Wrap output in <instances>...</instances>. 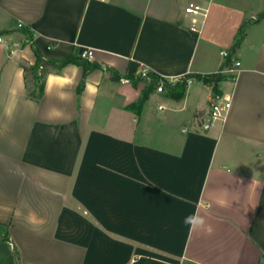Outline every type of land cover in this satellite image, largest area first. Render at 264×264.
<instances>
[{
    "label": "crops",
    "instance_id": "1",
    "mask_svg": "<svg viewBox=\"0 0 264 264\" xmlns=\"http://www.w3.org/2000/svg\"><path fill=\"white\" fill-rule=\"evenodd\" d=\"M191 2L205 8L195 31ZM262 11L264 0H0V264H264ZM33 46L53 60L90 49L99 67L80 91V64L48 67L35 101L22 67ZM222 49L239 71L213 88L196 75L227 65ZM143 69L195 76L176 97L148 76L132 83ZM213 89L231 93L224 118L209 117ZM53 106L64 118L48 119ZM197 204L212 205V235L182 222Z\"/></svg>",
    "mask_w": 264,
    "mask_h": 264
},
{
    "label": "trees",
    "instance_id": "2",
    "mask_svg": "<svg viewBox=\"0 0 264 264\" xmlns=\"http://www.w3.org/2000/svg\"><path fill=\"white\" fill-rule=\"evenodd\" d=\"M258 19L264 18V11H262L258 17ZM243 36V27H240L237 34H236V39H235V45H237ZM28 38H32L31 35H29ZM33 50L36 55L35 62L31 65L27 63H22L23 67V72H24V79H25V87L27 91V96L35 101H38L42 95H43V85H44V78L47 73L48 67H56L60 68L62 65L67 64V63H77L80 64L83 68L82 76L79 81L77 91H80L84 81H85V76L86 74L92 70L93 68L99 67V64L96 62H92L81 55H77L74 53L69 54L63 59H44L38 50L33 46ZM227 64H229V59L226 58L225 61ZM42 66L39 68V66ZM224 66V65H223ZM220 67L219 70H217L214 73L210 74H204V75H196L197 77H200L204 82L210 83L213 88L215 87V84L218 80L223 79L226 77L224 73H222L220 70L223 68ZM147 76L150 78V80H154L156 82H162L164 89L167 92H170L174 96H181L185 86H186V78L195 76L193 74H188L185 75L184 77L178 79L176 82L171 83L168 80L164 79L160 75L153 73V72H148ZM129 78L132 80V83H135L137 80L143 78V76L139 75H129ZM212 94L215 95L214 89L212 90ZM212 95V96H213Z\"/></svg>",
    "mask_w": 264,
    "mask_h": 264
},
{
    "label": "clouds",
    "instance_id": "3",
    "mask_svg": "<svg viewBox=\"0 0 264 264\" xmlns=\"http://www.w3.org/2000/svg\"><path fill=\"white\" fill-rule=\"evenodd\" d=\"M3 42L0 41V44H2ZM55 74L50 73L48 80L51 81L54 78ZM57 79H63V77H55ZM72 87H75V82H72ZM46 93L51 94V89L47 86L46 84V88H45ZM85 92L91 96L94 97L96 95H98V86H95L93 84H89L86 81L85 84ZM17 97H18V89L16 86H12L9 89V100L7 103V106L5 107L4 111L5 114L8 117H12L13 113L16 110L17 107ZM61 101H67L69 100V96L68 94H60L58 97ZM31 101H27V104H31ZM92 106V101L89 100L86 102V107H91ZM64 113L56 108L55 106H53L52 108H50L48 110V119L50 120H57V119H62L64 118ZM212 205L208 204L207 206H203L201 204H197L196 206V210L194 212H192L191 214L185 216L183 218V224L188 226L189 231L190 232H195V231H200L206 235H212L214 232V228L211 224L208 223L207 219H206V215H202L201 211L203 210L205 214H207L209 212V210L211 209Z\"/></svg>",
    "mask_w": 264,
    "mask_h": 264
},
{
    "label": "built area",
    "instance_id": "4",
    "mask_svg": "<svg viewBox=\"0 0 264 264\" xmlns=\"http://www.w3.org/2000/svg\"><path fill=\"white\" fill-rule=\"evenodd\" d=\"M185 12L191 15V25L190 29L195 31L196 30V22H197V17L202 16L204 17L205 15V8L202 7L199 3L196 2H191L185 7ZM220 54L223 58H228L229 59V64L225 65L223 69L220 71L222 73H226L228 77L231 78L232 81L236 79L237 73L239 71L238 65L239 62L237 59L233 58L232 55L229 53L228 50L222 49L220 51ZM81 56L90 60L92 57V51L90 49L83 50L81 52ZM42 66L40 65L39 68ZM142 76H147V71L142 70L140 72ZM187 83L192 81V77H188L186 79ZM156 89L158 91L163 90V84L160 81ZM231 106V93L226 92V93H219L214 95V101L211 105L209 117L211 119H218V118H224L226 113L228 112L229 108ZM131 264V263H129Z\"/></svg>",
    "mask_w": 264,
    "mask_h": 264
},
{
    "label": "rangeland",
    "instance_id": "5",
    "mask_svg": "<svg viewBox=\"0 0 264 264\" xmlns=\"http://www.w3.org/2000/svg\"><path fill=\"white\" fill-rule=\"evenodd\" d=\"M149 81L148 83V88H152L153 86H157L158 82L156 81H152V80H147V82ZM163 84V83H162ZM163 89H164V86H163ZM163 91V90H162Z\"/></svg>",
    "mask_w": 264,
    "mask_h": 264
}]
</instances>
